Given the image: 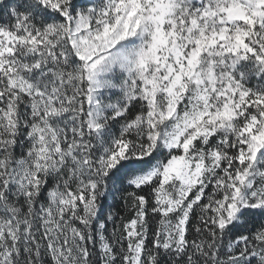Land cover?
<instances>
[{
  "label": "snow or ice",
  "instance_id": "6c2138e0",
  "mask_svg": "<svg viewBox=\"0 0 264 264\" xmlns=\"http://www.w3.org/2000/svg\"><path fill=\"white\" fill-rule=\"evenodd\" d=\"M0 264H264V0H0Z\"/></svg>",
  "mask_w": 264,
  "mask_h": 264
}]
</instances>
